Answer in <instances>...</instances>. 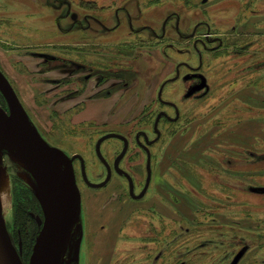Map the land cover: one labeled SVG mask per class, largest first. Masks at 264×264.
I'll return each instance as SVG.
<instances>
[{"label":"rangeland","instance_id":"obj_1","mask_svg":"<svg viewBox=\"0 0 264 264\" xmlns=\"http://www.w3.org/2000/svg\"><path fill=\"white\" fill-rule=\"evenodd\" d=\"M122 6L129 15L118 16ZM118 17L123 24L108 31ZM136 38L141 44L132 45ZM93 40L122 65L134 63L126 54L137 55L140 91L124 103L99 101L94 122L85 108L56 101L63 87L73 85L64 65L89 63ZM105 57L95 60L110 65ZM181 60L196 67L202 62V73L193 82L182 72L166 88L164 98L179 106L181 116L152 148V173L142 171L145 157L132 148L124 165L133 171L134 190L120 174L95 188L77 162L81 213L60 236L62 244L56 240L53 264H264V0H0V68L28 125L47 144L81 154L91 182L107 179L95 151L101 134L136 131L134 122L123 127L122 120L136 117L142 103L156 97V90L148 96L145 89L156 69H165L157 75L160 84L176 75ZM0 106L9 114L7 103ZM100 148L110 161L124 149L114 137ZM0 170L7 189L0 206L13 240L14 177L40 203L35 220L45 214L41 185L8 146L0 153ZM16 232L22 256V233Z\"/></svg>","mask_w":264,"mask_h":264},{"label":"flooded vegetation","instance_id":"obj_2","mask_svg":"<svg viewBox=\"0 0 264 264\" xmlns=\"http://www.w3.org/2000/svg\"><path fill=\"white\" fill-rule=\"evenodd\" d=\"M120 11H124L126 15L130 14L127 11L126 6H122L120 10L117 11L118 16H119ZM133 21L134 19L130 17L129 18L130 26L132 25V23L134 24ZM101 22L102 23L100 24L106 27V24L103 21ZM118 23L119 24L117 26L113 28L111 27L110 30L108 31H112L114 29L116 30V28L119 25L123 24L121 17H118ZM90 27H92V24L87 25V28H90ZM131 29H133V31L138 30L135 27H131ZM133 31L131 33H133ZM134 34H136V32ZM137 35L139 36L141 34L137 33L136 36ZM165 36H166V32L164 31L162 34V39H164ZM94 41L95 40L89 43L91 45V48H89V52L87 53V55L92 57L89 63L84 64V63H79L78 61H76V63H66V65H64V70L68 68V71H70L71 73L70 78L72 79L71 83L73 85L69 88L63 87L61 89V91L63 90V93L60 92L61 95L59 94L60 96H58V98L56 99L57 103H60V104L70 101L72 104V108H79V107H81L82 109L85 108L87 110L86 112L87 115L90 116L89 118L92 117V122L97 120V118L95 119L93 118L95 117L93 113H94V109L99 108L97 104L102 103L99 101H102L104 99L110 100L112 97L113 99L115 97L117 98L115 100L116 103H119V102L124 103L128 101V98L130 99L133 95L140 94V91L136 89L138 81L134 76L135 72L138 73L139 71L138 67L135 66L136 65L135 62L137 61V55L133 53L126 54L128 57L135 58L133 60L134 63L126 66V62H125V65H122V63L115 62V59L110 60L111 58L110 52L109 53L101 52L98 49V48H101V44L96 46V43ZM132 42H133L132 45L141 44V40L137 38L134 39ZM102 47H104V45ZM134 49L135 48H133V50ZM102 55L106 56L105 57L106 60L108 57L109 60L113 62L110 63V65L102 63V65H106V66H103V67L100 66L99 60H95V59H100V56ZM115 55L116 54H114V56ZM165 57L170 58V55L167 54V56ZM172 62L175 64L174 60ZM202 62H203V59H202ZM202 62L200 66H197V67L191 65L189 60H181L177 62L175 65V70H174L176 75L162 80L160 84L158 83L157 75H159L160 73H163L165 69L163 67H161V70L159 71L158 69H156L157 71L154 73L153 76H151V78L153 77V79L148 80L146 83L147 87H145V89H148L146 92L148 96H150V94L152 93L151 92L152 89H154V91L156 90L155 91L156 97H152L150 100H148L149 102H146V101L143 102L142 103L143 106L140 109L139 114L137 116L135 115L136 117H133L131 119L126 118L127 120L126 119L122 120V123L120 124L124 127L134 122L133 124L136 127L138 126V129H136V131H130L129 133H126L124 130L120 129V130L108 131L104 134H101V137H103L106 134L115 133L116 135H119V136H115L114 138H117L122 143L124 148L126 144L128 146L127 151L124 155H122V152L124 149L123 150L121 149L122 151L117 153L111 161L102 153L100 157L98 155L97 150L95 149L97 157L99 158V160L104 166L105 172L107 173V177L108 175H110V179L108 183H110L113 177V174H120L128 179L131 177L130 175H128V173H132L133 171L125 168L124 161L127 158V154L129 150H132V148H136L134 150V153H137L136 156L142 155L145 157V165H143L142 171L147 174L152 173V158H153L152 148L156 147L154 145L158 143V141L163 136V133L168 130V126H170V124L172 125L176 123L177 121H179L180 116H181L179 106L172 99L168 97L164 98L165 90L169 85H171L172 83H176L177 81L180 80L182 76L181 75L182 72H188L189 74L188 73L187 74L188 76H190L189 79L190 80L192 79L193 82H196L197 80L199 81L200 80L199 78L202 73L201 71L202 66H203ZM126 75H128V77L134 76L132 78V81H127ZM190 89L191 87L189 88V90ZM171 110H175V116L171 114ZM149 126H151L152 130L149 128ZM100 151H101V148H100ZM77 154L79 153L70 154L69 156L73 157L74 155H77ZM77 162H80V167H82L81 159L79 157H75L73 160L74 168ZM85 165H86V162H85ZM75 173H76V170H75ZM76 181L78 183L77 173H76ZM149 181L150 179L147 181V185L143 187L145 188L144 189L145 191H147L148 189ZM92 183H97V182H92ZM134 186H133V190L135 188ZM42 218H44V215H42Z\"/></svg>","mask_w":264,"mask_h":264},{"label":"water","instance_id":"obj_3","mask_svg":"<svg viewBox=\"0 0 264 264\" xmlns=\"http://www.w3.org/2000/svg\"><path fill=\"white\" fill-rule=\"evenodd\" d=\"M0 91L9 107L8 114L6 110L0 106V153L4 147L5 141L13 137L21 136L26 142V147L29 151L27 154H23V157L26 158L27 166L30 164L33 172L39 178V183L41 185L40 190L49 194L51 193L53 186L56 188L58 184L61 186L63 185L61 192L59 193V191H57L56 194H54L56 197H54V203L51 208L48 209V206L42 202L45 210L44 218L40 216L36 218L41 228L33 245L28 264H45L49 255H51L52 258H58L59 251L55 242L60 236L61 232L59 231L64 229V227L71 226L74 220H76L81 213L82 194L76 181V173L73 164L74 158L79 157L81 159L84 177L88 185L92 187H103L108 183L110 175H108L107 179L101 183H92L87 178L85 161L81 155L77 154L70 157L62 149L47 144L40 135L31 129L28 125V120L25 117V107L10 80L1 69ZM115 136L119 135L109 133L98 140L96 150L100 157L101 143L105 139ZM127 148L128 146L126 144L122 155L126 153ZM38 160H41L47 167H54L55 170L52 171L49 170V168H45V170L39 169L40 166ZM60 161L64 165V169L60 165ZM40 171H45V174L43 173L44 176ZM129 179L131 183V190H133L134 182L132 177ZM41 201H43L42 198ZM54 237L55 239H53ZM0 264H26L21 256V252L17 249L12 240L1 206Z\"/></svg>","mask_w":264,"mask_h":264},{"label":"trees","instance_id":"obj_4","mask_svg":"<svg viewBox=\"0 0 264 264\" xmlns=\"http://www.w3.org/2000/svg\"><path fill=\"white\" fill-rule=\"evenodd\" d=\"M0 103L5 105L7 102L0 91ZM13 193V212H14V226L15 235L13 236L14 243H19L20 235L17 230H20L21 240L23 242V254L22 258L24 262L28 263V257L30 256L34 242L39 233V227L37 221L32 216L33 212L39 209V201L34 196L33 192L26 187L18 177H14L12 182Z\"/></svg>","mask_w":264,"mask_h":264},{"label":"bare ground","instance_id":"obj_5","mask_svg":"<svg viewBox=\"0 0 264 264\" xmlns=\"http://www.w3.org/2000/svg\"><path fill=\"white\" fill-rule=\"evenodd\" d=\"M4 146L10 147L11 152L18 159H20V161L22 163H24V165H27L26 158L23 157V154H27L29 151L27 150L26 142L24 141V139L21 136H17V137L10 138L9 140L5 141ZM38 161H39V166H40L39 169L45 170V168L46 169L49 168V170H52V171L55 170V168L52 167V166H48L47 167L46 164H44L41 160H38ZM28 166H30V164H28ZM40 172L44 176L45 171H40ZM5 184H6V182H5L4 175H3V173L0 170V201L3 204L6 202V195H7V189H6V185ZM62 187H63V185L61 186L60 184H58L56 186V188H55V186H53V188L51 190V193H49V194H46V192H43L42 190L40 191L41 198L43 200L42 202L45 203L46 206H48V209L51 208V206L54 203V197H56V196H54V194H56L57 191H59V193H60L61 190H62ZM54 191H55V193H54ZM69 228H70V226H67V227H64V229H62L61 231H59V232H61L60 233V236H62V234H64L65 230L66 231L69 230ZM60 236H59V238H60ZM55 237L53 239H55ZM59 242L62 243L61 238H60V241ZM51 251H52V249H51ZM51 259H52V256L49 255V257H47V259L45 261V264H53V262H52Z\"/></svg>","mask_w":264,"mask_h":264}]
</instances>
